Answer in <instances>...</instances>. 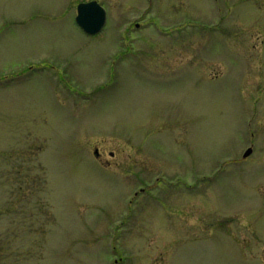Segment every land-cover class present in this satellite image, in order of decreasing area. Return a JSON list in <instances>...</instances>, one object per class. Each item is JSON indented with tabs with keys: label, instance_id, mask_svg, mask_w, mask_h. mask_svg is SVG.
<instances>
[{
	"label": "rangeland",
	"instance_id": "rangeland-1",
	"mask_svg": "<svg viewBox=\"0 0 264 264\" xmlns=\"http://www.w3.org/2000/svg\"><path fill=\"white\" fill-rule=\"evenodd\" d=\"M86 1L0 0V264H264V0Z\"/></svg>",
	"mask_w": 264,
	"mask_h": 264
},
{
	"label": "water",
	"instance_id": "water-1",
	"mask_svg": "<svg viewBox=\"0 0 264 264\" xmlns=\"http://www.w3.org/2000/svg\"><path fill=\"white\" fill-rule=\"evenodd\" d=\"M79 27L87 34H95L99 32L105 23V11L95 1L88 3H80L77 7V15L75 18ZM250 149L246 151L244 156L250 153ZM94 154L97 156V150Z\"/></svg>",
	"mask_w": 264,
	"mask_h": 264
}]
</instances>
